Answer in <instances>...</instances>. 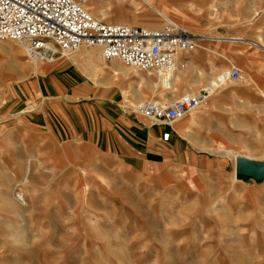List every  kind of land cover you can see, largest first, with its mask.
Instances as JSON below:
<instances>
[{
    "label": "rangeland",
    "instance_id": "obj_1",
    "mask_svg": "<svg viewBox=\"0 0 264 264\" xmlns=\"http://www.w3.org/2000/svg\"><path fill=\"white\" fill-rule=\"evenodd\" d=\"M93 2L88 5L93 10L123 12L116 0ZM156 2L163 15L148 6L123 18L158 27L167 17L210 37L206 40L241 39L198 30L229 29L230 36L264 49V0ZM1 44L16 54L0 53V97L10 111L0 117V264H264V178L236 169L238 158L264 163L258 133L255 144L204 147L211 154L198 153L196 164L181 158L155 169L156 176L96 151L83 158L75 150L74 160L72 154L48 153L46 137L37 135L44 132L28 127L11 99L39 69L33 66L38 60L14 41ZM98 53L81 47L59 57H71L96 86L118 87L122 104L135 114L142 101L168 104L178 96V73L174 79L120 61L104 63ZM14 62L28 68L13 73L8 68ZM245 80L242 72L234 83ZM228 82L233 81L223 83ZM258 115L250 111L246 127L256 128ZM49 145L60 147L53 139Z\"/></svg>",
    "mask_w": 264,
    "mask_h": 264
},
{
    "label": "crops",
    "instance_id": "obj_2",
    "mask_svg": "<svg viewBox=\"0 0 264 264\" xmlns=\"http://www.w3.org/2000/svg\"><path fill=\"white\" fill-rule=\"evenodd\" d=\"M198 30L241 39H207L204 44L209 49L200 47L180 57L176 95L198 91L231 64L246 80L237 84L234 82L240 79H228L233 82L220 85L208 99L170 125L153 123L127 109L118 87L96 86L69 56L39 62V69L22 80L11 97L14 108L20 107L16 113L28 127L44 132L37 135L46 137L48 153L72 154L74 160L75 150L85 158L96 151L116 157L141 174L154 171L155 176L160 172L155 169L172 161L179 163L181 158L196 164L198 153L211 154L204 147L255 144L256 133L264 143V49L250 45L242 36H230L229 29ZM2 97L0 117L10 112ZM252 110L259 114L256 128L245 123ZM52 139L60 147L50 146Z\"/></svg>",
    "mask_w": 264,
    "mask_h": 264
},
{
    "label": "built area",
    "instance_id": "obj_3",
    "mask_svg": "<svg viewBox=\"0 0 264 264\" xmlns=\"http://www.w3.org/2000/svg\"><path fill=\"white\" fill-rule=\"evenodd\" d=\"M90 1L0 0V41L18 43L28 57L41 62L81 47H95L104 63L116 59L133 69L166 74L174 70L180 57L210 38L167 17L158 27L105 22L92 14ZM218 79L198 91L184 92L168 104L142 101L135 112L153 123L170 125L208 99L227 79H241L240 69L231 64ZM167 136L165 133L164 138Z\"/></svg>",
    "mask_w": 264,
    "mask_h": 264
},
{
    "label": "bare ground",
    "instance_id": "obj_4",
    "mask_svg": "<svg viewBox=\"0 0 264 264\" xmlns=\"http://www.w3.org/2000/svg\"><path fill=\"white\" fill-rule=\"evenodd\" d=\"M94 0H91L89 4H91V2H93ZM117 3L120 4L121 8H123V12L121 13H114V12H105V11H102L101 9H99L98 7L95 6V10L91 9V7L88 6V8L92 11V14L98 18V19H108L110 21H119V22H127L129 24H133L132 22L130 21H126L123 17L128 15L129 12H132L133 10H140V9H143L144 7H151L152 9H155L159 14L163 15L161 12L158 11L157 9V0H144L145 2V5L142 4L141 1L139 0H116ZM160 3L163 5L164 3L168 2V0H159ZM94 4V2H93ZM97 15V16H96ZM166 18V17H165ZM144 19V18H143ZM176 21V20H175ZM179 23V22H178ZM180 24V23H179ZM181 25V24H180ZM9 40H5V41H0L1 43H4V42H8ZM204 41H207L206 39ZM204 41L202 42V47H206V44H204ZM0 43V44H1ZM22 47V46H21ZM23 48V47H22ZM13 49L12 46L9 47V46H6V45H0V53H3V54H10V55H13V54H16V52H13ZM210 52V51H209ZM64 54L66 53H63L62 55L60 56H63ZM1 55V54H0ZM9 55V56H10ZM98 57H99V54H97ZM2 56V55H1ZM59 57V56H58ZM31 59L35 60L34 58L30 57ZM84 58V57H83ZM57 59V58H56ZM89 59V57H88ZM55 61V59L53 60ZM36 63L33 64L34 67H37L38 66V61H35ZM111 63H119L118 60L114 59L112 60ZM20 69L23 71L24 68H28L27 65L23 64L22 62H14L11 64L10 68H8L11 72L15 71V69ZM101 69V68H100ZM178 70V65H176L174 67V70H172L170 73H166V74H171V76L174 77V79L176 78V74L178 73L177 72ZM20 71V72H22ZM16 72V71H15ZM19 72V70H18ZM150 72V71H148ZM23 74V73H22ZM98 74V73H97ZM159 74H162V73H159ZM1 75L2 73L0 74V79H1ZM3 75H5V73H3ZM6 76V75H5ZM3 77V76H2ZM4 78V77H3ZM165 79V78H164ZM177 79V78H176ZM183 117V116H182ZM11 201V200H10Z\"/></svg>",
    "mask_w": 264,
    "mask_h": 264
},
{
    "label": "water",
    "instance_id": "obj_5",
    "mask_svg": "<svg viewBox=\"0 0 264 264\" xmlns=\"http://www.w3.org/2000/svg\"><path fill=\"white\" fill-rule=\"evenodd\" d=\"M236 169L238 173H243L244 176H251L258 179L264 178V163L256 164L249 159L238 158L236 161Z\"/></svg>",
    "mask_w": 264,
    "mask_h": 264
}]
</instances>
